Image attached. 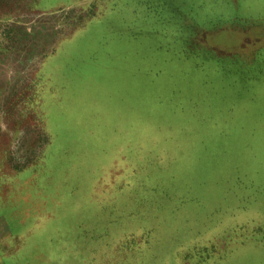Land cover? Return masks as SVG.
Segmentation results:
<instances>
[{
  "label": "rangeland",
  "instance_id": "374dc122",
  "mask_svg": "<svg viewBox=\"0 0 264 264\" xmlns=\"http://www.w3.org/2000/svg\"><path fill=\"white\" fill-rule=\"evenodd\" d=\"M58 264H264V0H0V198Z\"/></svg>",
  "mask_w": 264,
  "mask_h": 264
},
{
  "label": "crops",
  "instance_id": "0c3cea01",
  "mask_svg": "<svg viewBox=\"0 0 264 264\" xmlns=\"http://www.w3.org/2000/svg\"><path fill=\"white\" fill-rule=\"evenodd\" d=\"M29 186L16 184L0 198V264H58L52 235L43 233L46 215L32 209L39 199L28 198Z\"/></svg>",
  "mask_w": 264,
  "mask_h": 264
}]
</instances>
